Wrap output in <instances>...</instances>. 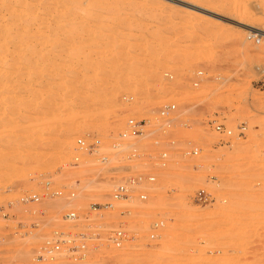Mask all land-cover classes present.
Here are the masks:
<instances>
[{
  "label": "rangeland",
  "instance_id": "rangeland-1",
  "mask_svg": "<svg viewBox=\"0 0 264 264\" xmlns=\"http://www.w3.org/2000/svg\"><path fill=\"white\" fill-rule=\"evenodd\" d=\"M69 1H27L37 52L0 56V83L15 88L0 84V264H264V0H75L62 14ZM59 18L76 21L74 36ZM129 118L147 120V135L120 138ZM147 169L154 181L112 197ZM56 234H86V250L39 258Z\"/></svg>",
  "mask_w": 264,
  "mask_h": 264
},
{
  "label": "built area",
  "instance_id": "built-area-1",
  "mask_svg": "<svg viewBox=\"0 0 264 264\" xmlns=\"http://www.w3.org/2000/svg\"><path fill=\"white\" fill-rule=\"evenodd\" d=\"M175 112H176L175 104L164 106L158 111L157 122L159 123V127H160V135H161V132H163L164 134L168 133L169 131L168 128L172 126V123L175 120ZM147 123L148 121L144 119L138 120L135 118H129L126 122V128L121 133L120 138L124 139L130 136H146L147 135V129H146ZM240 128L241 129L239 132V136H244V127H240ZM215 130L221 134V137H220L221 144L222 143L227 144L229 142L228 138H231L233 136L232 130L228 129L224 125H221V124L216 125ZM159 139L160 137H158L155 140L156 145H160L161 141ZM78 145L80 147L85 146V148H87L90 151L95 150L94 144H88L86 140L84 142L82 139H79ZM198 152L199 150L197 148H194L193 150H190L189 152H187V154L197 155ZM136 155H137V151L133 150L132 157ZM159 157L161 160L167 159L168 152L161 150ZM102 161L104 162L107 161V157H103ZM162 164L165 165V162H163ZM130 170L132 169L130 168ZM155 179H156V176L154 175V173H152L151 170H148V171L145 170L142 172H136L134 174H131L127 176L124 181H122L116 186L112 197L116 200L128 199L133 194L134 187L140 186V184H142L143 181H154ZM196 196H198V194H196ZM139 198L141 200H146L147 195L144 193H141L139 195ZM23 200L38 201L39 197L37 195H32V196L26 197ZM113 204L114 203L112 202H108L105 204H94L93 210L95 211L101 208L110 209L113 207ZM65 217L67 219H75L76 214L72 212V213L66 214ZM161 225H162V222H157L154 224L153 229H157ZM126 237H127V234L124 231H122V229H119V230L114 231L112 236H110L109 240L113 241L114 244H116L117 242L122 243V241L125 240ZM87 238L88 236L86 234H80L79 236L72 237V238H68L63 234H56L45 242L44 246L39 252L38 257L41 259L53 258L54 255L59 254L63 251L64 246L66 247L65 248L66 252L70 253L71 255H80L82 251L86 250ZM151 238L153 239L156 238V235L154 233L151 234Z\"/></svg>",
  "mask_w": 264,
  "mask_h": 264
},
{
  "label": "bare ground",
  "instance_id": "bare-ground-1",
  "mask_svg": "<svg viewBox=\"0 0 264 264\" xmlns=\"http://www.w3.org/2000/svg\"><path fill=\"white\" fill-rule=\"evenodd\" d=\"M1 1V0H0ZM8 1H10V0H8ZM27 1H29V0H27ZM27 1H24V2H22V1H19L20 2V6H19V9L17 10V9H15L9 2H7L6 0L4 1V0H2V4H1V6L2 7H4V10H6L5 11V13H6V15L7 14H9L8 16H12V19H11V22H7V21H2V23H1V19H0V56L1 55H6L8 52H10V51H12L13 50V54L15 55V53H17L18 54V58H21L22 56H24V55H26V54H36V52H37V49L33 46V42H34V39L33 38H30V39H28V37L26 36L29 32V27L31 26H28L27 24H32V23H35V22H37L38 23V21H41V20H38V17L35 15L36 13H35V11L33 10V8H31V7H27V6H29V5H27ZM60 1V0H59ZM17 2H18V0H17ZM40 2V1H39ZM46 2V1H45ZM63 1H61V3H62ZM96 2H97V0H96ZM91 3V2H90ZM65 4V3H64ZM89 4V3H88ZM91 5V4H90ZM94 5H95V3H94ZM39 6V5H38ZM54 6H56V5H54ZM62 6V5H61ZM92 6V5H91ZM100 6V5H99ZM103 6V5H102ZM16 7V6H15ZM76 8L77 7V2L75 1V0H70L69 2H67L66 4H65V6L63 7V9L61 10V12H62V14H68L69 12H70V10L72 9V8ZM85 7V6H84ZM89 7V6H88ZM95 7V6H94ZM18 8V7H17ZM51 8V7H50ZM80 8V7H79ZM53 9V8H52ZM84 9V8H83ZM1 10V9H0ZM60 10V9H59ZM81 9H79V11H80ZM100 10V9H99ZM2 11V10H1ZM39 11V10H38ZM78 11V10H77ZM78 11V12H79ZM54 12V11H53ZM58 12V11H57ZM60 12V13H61ZM87 12V11H86ZM0 13H2V12H0ZM46 13V12H45ZM75 13V12H74ZM80 13V12H79ZM81 13H82V10H81ZM4 14V13H3ZM70 14V13H69ZM85 14V13H84ZM51 15V14H50ZM77 15H79V14H77ZM3 16H5V14L3 15ZM9 17V18H10ZM42 17V16H41ZM2 18V17H1ZM5 18V17H4ZM48 18V17H47ZM80 18V17H79ZM42 19V18H41ZM46 19V18H45ZM68 19V18H67ZM67 19L66 18H59L58 20H57V24H60L61 25V27L63 28V29H67V30H69L68 32H69V34L72 36L73 35V32H74V30H75V23L74 22H76L75 20H74V22L71 24L72 26L70 27V28H68L69 27V25H68V22H67ZM10 20V19H9ZM38 20V21H37ZM55 20V19H54ZM81 21H82V25L83 26H85V19H80ZM88 20V19H87ZM77 21H78V18H77ZM52 23V22H51ZM78 23V22H77ZM90 23V22H89ZM88 23V24H89ZM26 24V25H25ZM42 24V23H41ZM73 24H74V26H73ZM19 25H24V27H22V30L24 31V34H23V36H22V34L20 33V31H21V29L19 30ZM53 25H55V24H53ZM81 27V26H80ZM32 29V28H31ZM36 29V28H35ZM52 29V28H51ZM59 29H60V27H59ZM82 29V28H81ZM25 30H26V32H25ZM28 30V31H27ZM53 30V29H52ZM31 31V30H30ZM28 32V33H27ZM32 34V33H31ZM34 34V33H33ZM30 35V34H29ZM32 36V35H31ZM74 36V35H73ZM53 37V36H52ZM57 38V37H56ZM75 38V37H74ZM37 39V38H36ZM81 39V38H80ZM78 40V39H77ZM58 41V40H57ZM36 42V41H35ZM54 42V41H53ZM64 42V41H63ZM79 42V41H78ZM38 43V42H37ZM76 50H77V48H76ZM28 52V53H27ZM73 52H76V51H73ZM12 53V52H11ZM16 54V55H17ZM8 56H11V55H8ZM15 57V56H14ZM17 57V56H16ZM17 58V59H18ZM71 58V57H70ZM75 58V57H74ZM4 59V58H3ZM11 59V58H10ZM16 59V60H17ZM69 59V58H68ZM21 61V60H20ZM2 62V61H1ZM4 67L6 66V64H8V63H10L11 61H8V59L6 58V59H4ZM12 63V62H11ZM34 63H36V62H34ZM68 64V63H67ZM10 65V64H9ZM13 65V64H12ZM8 66V65H7ZM14 66H17V67H19L18 66V64L17 63H15L14 64ZM11 67V66H10ZM9 67V68H10ZM36 67H37V65H36ZM68 67V66H67ZM22 68V67H21ZM32 68L33 69H36L35 68V66H32ZM32 68H30V69H32ZM15 69V68H14ZM74 69V68H73ZM16 70H18V69H15V71ZM31 71V70H30ZM30 71H29V73H30ZM32 71H34V70H32ZM38 71V70H37ZM37 71H34V72H37ZM77 71V70H76ZM0 73H2V71H1V68H0ZM14 73V72H13ZM15 73H18V72H15ZM33 73V72H32ZM38 73V72H37ZM74 73V72H73ZM5 74V73H4ZM19 74H20V72H19ZM24 75V74H23ZM30 75H31V73H30ZM3 76V75H2ZM33 76V75H32ZM4 77V76H3ZM3 77H1V78H3ZM8 77V76H7ZM16 78L18 77V76H15ZM15 77H14V79H15ZM51 77V76H50ZM24 78V77H23ZM40 78V77H39ZM48 78V77H47ZM77 78V77H76ZM4 79H6L5 77H4ZM13 79V80H14ZM18 79H19V77H18ZM17 79V80H18ZM32 79V78H31ZM45 79V78H44ZM75 79V78H74ZM3 80V79H2ZM27 80H28V77H27ZM33 80V79H32ZM41 80V79H40ZM4 81V80H3ZM6 81V80H5ZM9 81H11V80H9ZM20 81V80H19ZM50 81V80H49ZM7 82V81H6ZM25 82H26V80H25ZM36 82V81H35ZM8 83H12V81L11 82H8ZM8 83H0L1 84V88L2 89H9L10 87H12V86H10ZM22 82H18V81H16V83H14V84H16L17 86H21L20 88L22 89V84H21ZM28 83H29V81H28ZM31 83V82H30ZM29 83V84H30ZM64 83V82H63ZM36 84V83H35ZM42 84V83H41ZM12 85H13V83H12ZM27 85V84H26ZM40 85V84H39ZM71 85V84H70ZM15 86V85H14ZM25 86V85H24ZM51 86V85H50ZM56 86V85H55ZM16 87V86H15ZM34 87V86H33ZM37 87V86H36ZM49 87V86H48ZM46 88V87H45ZM66 88V87H65ZM12 89L13 90H15V88L14 87H12ZM20 89V90H21ZM26 89V88H25ZM31 89V88H30ZM33 89V88H32ZM22 90H24V88L22 89ZM34 90V89H33ZM38 90V89H37ZM49 90V89H48ZM51 90V89H50ZM13 92V91H12ZM33 92V91H32ZM25 94V93H24ZM10 95V94H9ZM12 96V95H11ZM19 96V95H18ZM21 96V95H20ZM23 96V95H22ZM17 97V96H16ZM6 98V97H5ZM1 99V98H0ZM18 99V98H17ZM2 100V99H1ZM30 100V99H29ZM3 101V100H2ZM19 102V101H18ZM32 103V102H31ZM31 103H29L30 105H31ZM34 103V102H33ZM3 104V103H2ZM24 105V104H23ZM34 105H36V104H34ZM19 109V108H18ZM8 110V109H7ZM134 165V167L136 166V163L135 164H133ZM145 169L146 168H148L147 166L146 167H144ZM143 168V169H144ZM147 170H149V169H147ZM179 191V190H178ZM177 192V191H176ZM116 205L114 204V207H115ZM116 211V210H115ZM126 217V216H125ZM129 217L130 216H127L126 218V220L125 221H129L130 219H129ZM127 222H125V223H127ZM118 230V229H117ZM119 246H120V244H121V242H119V243H117Z\"/></svg>",
  "mask_w": 264,
  "mask_h": 264
}]
</instances>
